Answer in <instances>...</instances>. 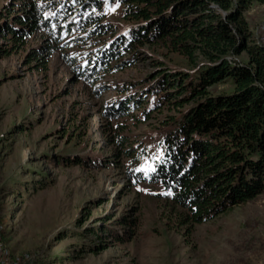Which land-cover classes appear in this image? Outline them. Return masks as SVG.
Returning a JSON list of instances; mask_svg holds the SVG:
<instances>
[{
  "label": "trees",
  "instance_id": "obj_1",
  "mask_svg": "<svg viewBox=\"0 0 264 264\" xmlns=\"http://www.w3.org/2000/svg\"><path fill=\"white\" fill-rule=\"evenodd\" d=\"M4 2L0 61L23 51L40 33L43 45L28 52L25 65L36 64L44 71L52 52L59 49L64 64L86 84L128 68L144 49L184 64L185 70H175L152 61L154 73L142 83L117 84L115 92H124L106 102L100 115L115 122L109 142L119 153L116 162L109 163L125 161L115 167L123 171L128 185L157 187L154 197L163 204L166 219L188 232L264 194V46L252 38L244 17L252 5H264V0ZM110 15L116 18L112 22ZM93 33L95 38L88 39L93 48L68 56ZM102 37L98 46H92ZM223 82L230 83V93L209 92ZM162 111L175 114L167 115L153 136L137 143L126 140L127 127L119 120L148 122ZM47 162L85 171L101 167V161L88 153L56 154ZM137 169H148V175ZM118 222L132 228L125 217ZM87 233L68 236L82 238ZM102 234L96 237L106 248H81L78 253L99 254L132 235L110 227Z\"/></svg>",
  "mask_w": 264,
  "mask_h": 264
},
{
  "label": "rangeland",
  "instance_id": "obj_2",
  "mask_svg": "<svg viewBox=\"0 0 264 264\" xmlns=\"http://www.w3.org/2000/svg\"><path fill=\"white\" fill-rule=\"evenodd\" d=\"M244 17L252 38L264 46V5H252ZM42 36L36 34L23 51L0 61V264L48 259H55L53 264H264V194L187 232L166 219L163 204L154 197L157 187L128 185L115 167L125 161L109 163L119 153L109 142L115 122L100 115L106 102L124 92H115L116 85L142 83L154 73L155 60L175 70H185L184 64L144 49L128 68L86 84L64 64L59 49L44 71L25 65L28 52L43 45ZM95 36L68 56L93 48L88 39ZM231 88L223 82L209 92L219 95ZM174 114L162 111L148 122L129 117L119 122L127 127L126 140L137 143L153 136L161 121ZM87 153L101 161L100 168L85 171L47 162L56 154ZM124 217L132 228L119 224ZM107 227L132 235L99 254L78 253L81 248H106L96 235ZM73 232L88 233L69 237Z\"/></svg>",
  "mask_w": 264,
  "mask_h": 264
},
{
  "label": "snow or ice",
  "instance_id": "obj_3",
  "mask_svg": "<svg viewBox=\"0 0 264 264\" xmlns=\"http://www.w3.org/2000/svg\"><path fill=\"white\" fill-rule=\"evenodd\" d=\"M118 6V5H117ZM137 171H143L145 173V175H148L149 170L148 169H137ZM150 171H155V169H151ZM170 194V193H169Z\"/></svg>",
  "mask_w": 264,
  "mask_h": 264
},
{
  "label": "built area",
  "instance_id": "obj_4",
  "mask_svg": "<svg viewBox=\"0 0 264 264\" xmlns=\"http://www.w3.org/2000/svg\"><path fill=\"white\" fill-rule=\"evenodd\" d=\"M2 263H4V262H2Z\"/></svg>",
  "mask_w": 264,
  "mask_h": 264
}]
</instances>
